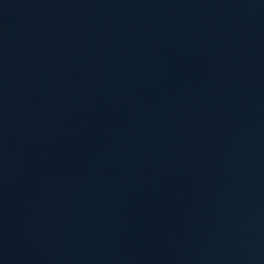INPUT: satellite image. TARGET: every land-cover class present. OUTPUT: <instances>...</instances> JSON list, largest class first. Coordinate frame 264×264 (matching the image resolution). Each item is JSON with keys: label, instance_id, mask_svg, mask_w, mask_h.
<instances>
[{"label": "water", "instance_id": "95a60500", "mask_svg": "<svg viewBox=\"0 0 264 264\" xmlns=\"http://www.w3.org/2000/svg\"><path fill=\"white\" fill-rule=\"evenodd\" d=\"M0 264H264V0H0Z\"/></svg>", "mask_w": 264, "mask_h": 264}]
</instances>
